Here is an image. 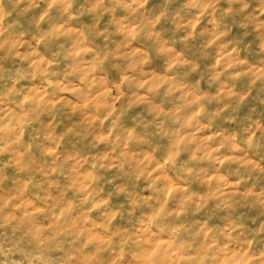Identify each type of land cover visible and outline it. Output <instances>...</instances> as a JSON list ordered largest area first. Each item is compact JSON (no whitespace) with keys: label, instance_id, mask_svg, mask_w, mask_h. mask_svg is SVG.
<instances>
[{"label":"clouds","instance_id":"9594fccd","mask_svg":"<svg viewBox=\"0 0 264 264\" xmlns=\"http://www.w3.org/2000/svg\"><path fill=\"white\" fill-rule=\"evenodd\" d=\"M0 264H264V0H0Z\"/></svg>","mask_w":264,"mask_h":264}]
</instances>
